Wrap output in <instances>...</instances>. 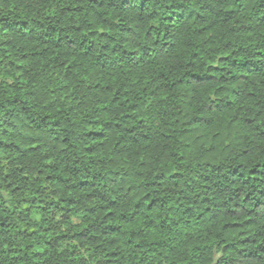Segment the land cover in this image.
I'll return each instance as SVG.
<instances>
[{"label": "trees", "instance_id": "16d2710c", "mask_svg": "<svg viewBox=\"0 0 264 264\" xmlns=\"http://www.w3.org/2000/svg\"><path fill=\"white\" fill-rule=\"evenodd\" d=\"M0 264H264V0H0Z\"/></svg>", "mask_w": 264, "mask_h": 264}]
</instances>
